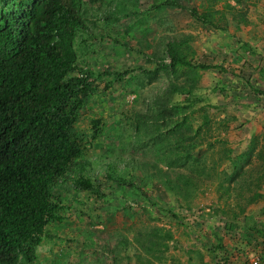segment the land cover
<instances>
[{"label":"rangeland","instance_id":"obj_1","mask_svg":"<svg viewBox=\"0 0 264 264\" xmlns=\"http://www.w3.org/2000/svg\"><path fill=\"white\" fill-rule=\"evenodd\" d=\"M174 1L197 11L208 5L213 10L231 6V12L241 11L245 21H233L226 9L222 19L213 14L212 20L223 31L198 23L182 10L153 9L155 0H97L84 6L90 36L76 38L77 64L94 73L136 67L150 71L164 41L179 37L193 50L192 63L221 66L225 72H201L195 91L202 102L220 108L204 112L211 130L195 140L192 151L193 157L212 167L202 178L194 177L195 186L188 188L185 200L173 196L155 178L138 176L135 166L131 172L146 199L134 190L104 182L101 163L114 162L121 168L128 159L161 161V154L154 157L144 149L159 152L172 140L155 142L158 149L151 147L150 139L136 146L132 122L164 96L171 79L159 73L147 83L133 70L122 82L105 88L111 78L101 77L87 95L76 125L77 131L86 133L87 118L102 122L101 133L85 151L91 178L103 186L100 197L63 187V207L56 212L59 219L45 228L54 239L41 241L30 264H250L254 259L264 264V152L261 158L257 155L264 146V0ZM183 99L175 95L170 101ZM198 107L188 112L194 126L202 121ZM225 118H235L226 130L217 123ZM146 134H152L150 128ZM251 138L256 143L247 158ZM217 140L226 142L237 169L241 167L235 180L228 179L234 168L219 155L222 145ZM182 174L190 171L187 168ZM254 194L256 201L248 203ZM149 201L170 209L178 219L149 206ZM153 228L171 234L172 239L164 241L165 249L148 247L147 235Z\"/></svg>","mask_w":264,"mask_h":264},{"label":"trees","instance_id":"obj_2","mask_svg":"<svg viewBox=\"0 0 264 264\" xmlns=\"http://www.w3.org/2000/svg\"><path fill=\"white\" fill-rule=\"evenodd\" d=\"M95 1L0 0V264H30L36 258L41 241L54 239L45 228L59 219L56 212L63 207V187L100 197L99 188L103 186L91 178L90 161L85 151L101 133L102 122L87 118L86 133L77 131L76 125L87 95L101 77L111 78L105 88L113 82H122L133 70H138L147 83L159 73L171 79L164 96L152 102L153 109L148 107L145 115H137L132 122L136 146H144L150 139L151 147L158 149L155 142L172 140V144L166 143L159 152L144 149L147 153L152 151L154 157L161 154V161L155 159L148 163L128 159L121 168L114 162L101 163L104 182L134 190L145 198L137 184L138 177L131 172L135 166L138 176L145 174L149 179L155 178L173 196L185 200L188 191L195 186L194 177L202 178L212 167L193 157L192 151L195 140L202 139L211 130L204 112L220 108L202 102L195 91L201 72L215 69L222 73L225 70L218 65L192 63L194 52L184 38L179 37L164 41L160 56H153L156 67L150 71L136 67L123 72L94 73L87 67H79L74 44L77 36H90L84 6ZM155 1L153 9L182 10L198 23L214 29L224 28L212 20V15L218 14L222 19L226 10L233 21H245L241 11L233 14V7L227 5L226 10H213L208 5L203 11H197L174 0ZM175 95L183 96V101L171 102V96ZM196 106L203 115L201 123L194 126L190 114L196 111ZM234 119L225 118L217 123L226 130ZM148 128L152 132L150 136L146 134ZM217 143L222 145L219 155L234 168L228 179L235 180L241 167L237 169L232 151L225 148L226 142L217 140ZM255 143L256 138H251L244 154L247 158ZM263 152L264 146L257 155L261 158ZM187 168L190 174L183 175L182 171ZM122 169L123 174L120 173ZM256 196L254 194L248 203L255 202ZM149 206L163 210L173 220L178 219L170 209L152 201ZM147 237L148 247L158 245L163 249L166 247L164 241L172 239L168 231L156 228ZM134 258L142 259L140 255Z\"/></svg>","mask_w":264,"mask_h":264},{"label":"built area","instance_id":"obj_3","mask_svg":"<svg viewBox=\"0 0 264 264\" xmlns=\"http://www.w3.org/2000/svg\"><path fill=\"white\" fill-rule=\"evenodd\" d=\"M250 264H258V260L257 259L251 260Z\"/></svg>","mask_w":264,"mask_h":264}]
</instances>
